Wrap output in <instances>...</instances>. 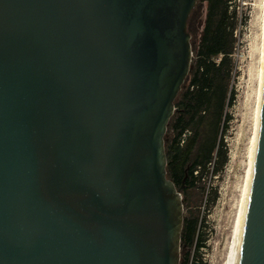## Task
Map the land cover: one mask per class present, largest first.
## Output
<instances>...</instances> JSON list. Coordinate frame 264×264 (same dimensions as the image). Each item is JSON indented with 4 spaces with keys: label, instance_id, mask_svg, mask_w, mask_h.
<instances>
[{
    "label": "water",
    "instance_id": "water-1",
    "mask_svg": "<svg viewBox=\"0 0 264 264\" xmlns=\"http://www.w3.org/2000/svg\"><path fill=\"white\" fill-rule=\"evenodd\" d=\"M197 0H0V264H180L165 134ZM231 264H264V72Z\"/></svg>",
    "mask_w": 264,
    "mask_h": 264
},
{
    "label": "rangeland",
    "instance_id": "rangeland-1",
    "mask_svg": "<svg viewBox=\"0 0 264 264\" xmlns=\"http://www.w3.org/2000/svg\"><path fill=\"white\" fill-rule=\"evenodd\" d=\"M263 3V0L228 2L230 15L228 21L233 29V49L229 55L230 77L224 110L225 119L219 133L225 159L220 163L222 158L218 156L215 148L206 170L202 175L199 174L200 171H195L194 186L185 193L186 195L182 193L184 215L190 216L191 209H194V218L199 224L201 222L200 233L203 235L202 248L195 246L194 236L193 245L187 252L189 254L187 264H221L226 250L230 225L248 167L249 139L253 130L259 83ZM206 5V0H197L187 20V30L191 36L193 49L191 65L194 49L198 45L203 29ZM219 59L216 58L217 61ZM186 135L191 134L186 131ZM194 153L195 149L192 158Z\"/></svg>",
    "mask_w": 264,
    "mask_h": 264
},
{
    "label": "trees",
    "instance_id": "trees-1",
    "mask_svg": "<svg viewBox=\"0 0 264 264\" xmlns=\"http://www.w3.org/2000/svg\"><path fill=\"white\" fill-rule=\"evenodd\" d=\"M206 1L204 25L198 45L194 49L188 79H185L187 84L185 85L184 81L177 95L174 102L175 112L165 134L167 177L176 186L181 185L184 170L188 166V177L185 183L193 187L196 180L194 172L200 171L199 174H203L211 162L215 148H217L218 156L222 158L220 163H223L225 159L219 133L225 119L224 110L227 104L230 77L229 55L233 49V29L228 21L230 0ZM217 57L220 58L218 61ZM186 131H189L191 135H186ZM196 221L195 218L187 220L184 217L181 231L182 243L193 241ZM187 260L188 256L184 260L181 256L180 264H187Z\"/></svg>",
    "mask_w": 264,
    "mask_h": 264
},
{
    "label": "bare ground",
    "instance_id": "bare-ground-1",
    "mask_svg": "<svg viewBox=\"0 0 264 264\" xmlns=\"http://www.w3.org/2000/svg\"><path fill=\"white\" fill-rule=\"evenodd\" d=\"M262 31H263L262 32V42H261V48H260V56H261L260 57V69H259V78H258L259 83H258L257 98H256V104H255L254 123L252 125L253 130H252L251 137L249 139L250 140V142H249L250 146L248 149L249 150V152H248L249 153V157H248L249 160H248V164H247L248 167L246 169V175H245L244 182H243V185H242L241 190H240L239 199L237 200L238 203L236 206V212L234 211L235 214L233 215L232 222L230 225L229 234H228V238H227V242H226V250H225L221 264H231L234 242H235V238H236V234H237V230H238V225H239V221H240V217H241V213H242V209H243V204H244V200H245V196H246V192H247V187H248V183H249V178H250L253 150H254V144H255V139H256V128H257L258 116H259V107H260V99H261V91H262V83H263V72H264V3H263V30Z\"/></svg>",
    "mask_w": 264,
    "mask_h": 264
},
{
    "label": "flooded vegetation",
    "instance_id": "flooded-vegetation-1",
    "mask_svg": "<svg viewBox=\"0 0 264 264\" xmlns=\"http://www.w3.org/2000/svg\"><path fill=\"white\" fill-rule=\"evenodd\" d=\"M185 170H188V166L185 168ZM187 177H188V172H187L186 179H187ZM186 179H185V181H186ZM190 179H189V181H190ZM185 181H184V186H183V189H182V193L184 195H186L185 193H187V191L191 188L190 187V184L189 183H185ZM194 214H195L194 213V209H191L190 216L189 215H186V216L184 215V217H186L187 220L189 218L192 219V218H194ZM200 231H201V222L199 224L198 223V220H197L196 221V230H195V234H194V236L196 237V241L194 242V244H195V246L197 245V248H202L203 247V239H202V236L203 235L200 233ZM192 245H193V241L192 242L184 241L183 246L181 248V251H182V253H181L182 260H184L186 256L189 257V254L187 252L190 250V248L192 247Z\"/></svg>",
    "mask_w": 264,
    "mask_h": 264
}]
</instances>
